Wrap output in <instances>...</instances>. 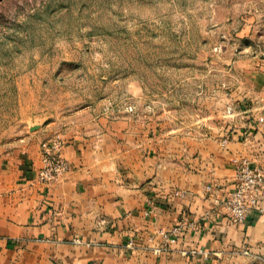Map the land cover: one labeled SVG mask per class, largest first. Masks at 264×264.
<instances>
[{"label":"crops","instance_id":"1","mask_svg":"<svg viewBox=\"0 0 264 264\" xmlns=\"http://www.w3.org/2000/svg\"><path fill=\"white\" fill-rule=\"evenodd\" d=\"M231 72L222 124L193 134L80 109L62 149L69 170L50 184L38 179L46 125H32L0 152V264H264V214L233 224L220 203L236 161L264 162V52ZM182 221L165 242L160 231Z\"/></svg>","mask_w":264,"mask_h":264},{"label":"rangeland","instance_id":"2","mask_svg":"<svg viewBox=\"0 0 264 264\" xmlns=\"http://www.w3.org/2000/svg\"><path fill=\"white\" fill-rule=\"evenodd\" d=\"M263 52L264 0H0V152L80 109L218 127L231 66Z\"/></svg>","mask_w":264,"mask_h":264},{"label":"built area","instance_id":"3","mask_svg":"<svg viewBox=\"0 0 264 264\" xmlns=\"http://www.w3.org/2000/svg\"><path fill=\"white\" fill-rule=\"evenodd\" d=\"M226 112L231 114L232 108L227 107ZM64 145V138L56 133L49 134L41 140L42 166L38 171L40 182L50 184L69 170V161L62 154ZM206 189L212 192L217 189V186L213 188V185L210 184L206 186ZM220 203L225 208L229 222L233 224L244 222L253 212L264 214V162L254 165L246 158L236 161L235 188ZM187 226H190L189 223L182 221L176 226L161 230L160 234L165 242H168L180 236ZM134 245L133 241L127 244L130 248H133ZM165 249L166 246L163 245L160 248H155V251L160 252ZM243 252L248 253V249L245 248Z\"/></svg>","mask_w":264,"mask_h":264}]
</instances>
